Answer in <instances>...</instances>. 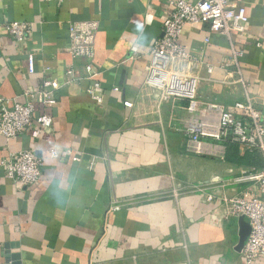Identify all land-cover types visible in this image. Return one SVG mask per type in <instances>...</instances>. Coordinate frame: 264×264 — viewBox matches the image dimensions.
<instances>
[{
    "label": "crops",
    "instance_id": "obj_1",
    "mask_svg": "<svg viewBox=\"0 0 264 264\" xmlns=\"http://www.w3.org/2000/svg\"><path fill=\"white\" fill-rule=\"evenodd\" d=\"M234 4L245 7L248 21L232 41L200 23L186 24L179 37L204 66L216 67L210 75L204 66L197 71L198 109L190 111L145 83L167 0H0V97L22 101L47 77L60 84L57 105L46 110L52 123L38 137L31 130L0 135V162L26 149L44 157L40 179L28 186L0 167V264H247L239 219L205 194L243 192L248 185L235 178L251 167L240 153V162L227 159L219 141L206 139L205 152L188 149L183 134L208 103L229 106L248 96L264 112V0ZM89 19L99 23L92 63L101 102L89 96L85 78L64 84L67 68L83 75L87 63L70 55L68 22ZM14 20L33 25L23 41L5 28ZM232 50L241 52L243 85L233 82ZM38 127L34 121L31 129Z\"/></svg>",
    "mask_w": 264,
    "mask_h": 264
},
{
    "label": "built area",
    "instance_id": "obj_2",
    "mask_svg": "<svg viewBox=\"0 0 264 264\" xmlns=\"http://www.w3.org/2000/svg\"><path fill=\"white\" fill-rule=\"evenodd\" d=\"M51 1V0H45ZM237 0H167L171 9L167 12L162 34L152 44L149 61L145 68V83L156 90L162 100L179 99L188 103V110L198 109L197 88L201 82L198 70L204 66L200 57H196L179 42L186 24H205L209 33H214L232 41L234 34H243L248 16L243 5H235ZM8 34L17 42L23 41L31 33L33 25L29 21H10L5 24ZM97 20H71L67 26L69 52L73 59H85L84 74L76 66L65 70L64 84H70L85 78L89 81L86 88L89 96L96 102L102 101L101 83L97 80L98 69L92 60L95 51V36L98 32ZM241 52L232 50L229 63L236 74L234 82L244 84L238 67ZM27 69L34 72L35 56L27 55ZM228 61L219 65L225 70ZM208 75L215 66L205 65ZM84 76V77H83ZM60 84L52 78H45L37 88L25 90L22 101L16 98L0 97V135L14 138L31 130L33 138L39 136L41 128L49 127L52 117L46 110L53 109L58 99L56 90ZM115 90V88H114ZM131 107V102H125ZM36 105L42 109L37 111ZM203 116L194 120L184 129L188 149L197 153L203 150L206 139L214 141L230 140L239 144L241 149L257 150L262 157L258 169H245L235 178L236 182L246 183L248 188L232 196L223 195L220 190L205 194L207 201L219 200V206L226 217H244L249 225V233L240 250L247 264L264 262V112L254 106L246 96L244 101H236L229 106L208 103L199 111ZM215 117V118H214ZM37 122L38 128H33ZM55 155V150H51ZM68 155L71 150H66ZM76 159V158H75ZM44 157L33 149L10 152L0 162L7 178L28 186L36 183L43 170ZM252 187V188H251ZM251 188V189H250ZM118 205L114 208L118 209Z\"/></svg>",
    "mask_w": 264,
    "mask_h": 264
},
{
    "label": "trees",
    "instance_id": "obj_3",
    "mask_svg": "<svg viewBox=\"0 0 264 264\" xmlns=\"http://www.w3.org/2000/svg\"><path fill=\"white\" fill-rule=\"evenodd\" d=\"M220 142L223 143V145L225 146V148L227 149V159L231 160V161H239L238 158H235L236 153L237 154H241V157H243L242 159L245 160V163H247V167H251L253 169H258L261 167L262 165V157L260 155V153L257 150H245V149H241L239 144L234 142V141H230L228 139L226 140H221Z\"/></svg>",
    "mask_w": 264,
    "mask_h": 264
},
{
    "label": "water",
    "instance_id": "obj_4",
    "mask_svg": "<svg viewBox=\"0 0 264 264\" xmlns=\"http://www.w3.org/2000/svg\"><path fill=\"white\" fill-rule=\"evenodd\" d=\"M241 224V230H240V240H241V247L244 244V241L249 233V225L248 222L244 219V217H239L238 218Z\"/></svg>",
    "mask_w": 264,
    "mask_h": 264
},
{
    "label": "rangeland",
    "instance_id": "obj_5",
    "mask_svg": "<svg viewBox=\"0 0 264 264\" xmlns=\"http://www.w3.org/2000/svg\"><path fill=\"white\" fill-rule=\"evenodd\" d=\"M233 80H234V79H233ZM233 82H234V81H233ZM235 102H236V101H235ZM213 104H218V103H214V102H213ZM232 104H233V103H232ZM230 105H231V104H230ZM200 152H205V150H202V151H200ZM197 188L202 189L203 187H198V186H197Z\"/></svg>",
    "mask_w": 264,
    "mask_h": 264
}]
</instances>
